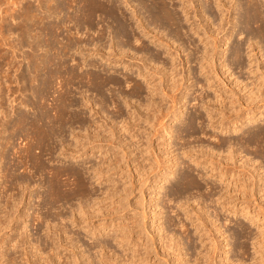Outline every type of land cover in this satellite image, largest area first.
I'll return each mask as SVG.
<instances>
[{"label": "rangeland", "instance_id": "rangeland-1", "mask_svg": "<svg viewBox=\"0 0 264 264\" xmlns=\"http://www.w3.org/2000/svg\"><path fill=\"white\" fill-rule=\"evenodd\" d=\"M17 1L0 0V127L7 121L11 125L16 117L23 119L19 127L13 126L16 130L11 126L0 129V153L5 157L0 154V214L3 216L0 219L6 225L0 228V264H76V259L77 264H182L183 261L195 264L205 245L210 248L214 264H222L224 257L229 258L224 264H236L238 260L257 264L260 259L254 253L251 236L257 232L259 223L252 222L251 218L260 212L262 221L261 213L264 214V184L253 178L256 174L264 176V82L261 79L264 32L257 35L256 25L245 23L247 0H163L161 6L172 12L178 29L138 0H119L118 11L109 9L108 14L98 11L88 17L81 13L83 5L90 0ZM94 1L108 8L117 2ZM27 5L34 11L25 12L23 8ZM260 11L264 23V9L261 7ZM112 14L119 23H111L108 15ZM139 20L143 25H138ZM24 21L34 28L26 32L29 34L22 33L20 23ZM41 25L50 28L52 38L36 30ZM36 44L39 46L35 47ZM111 48L114 56L107 54ZM58 51L60 55L55 59ZM206 51V59L200 60ZM44 56L53 57V64H47L53 69L47 65V70L42 65L37 68V62ZM56 60H60V68ZM142 60L151 61L150 71L149 66L142 67ZM204 66L207 68L203 69ZM56 67L59 76L48 78L45 71ZM158 67L170 71L169 80L163 82L155 75V81L148 80L150 85L155 83L166 90L172 83L174 88L178 87L175 92L171 91L178 99L174 102L162 93L153 95L162 114H167L165 118L162 115L163 119L152 117L144 107L151 96L144 75L147 72L152 75ZM86 72L96 79L90 82L80 78ZM34 74L37 76L31 79ZM45 78L50 79V87L44 86L47 91L43 89L42 99L33 97L32 89L42 88ZM40 79L44 80L40 83ZM59 95H66L67 105L68 99H75V105H68V111L73 116L77 113L74 118L80 117L78 120H83L82 123L85 121L86 125L81 127L85 133L82 139L86 141L82 140L85 143L82 149L76 150L73 146L74 134L81 131L77 123L65 127L63 144L58 137L36 142L38 138L31 121L40 112L41 103L53 116ZM129 114L138 117V125L134 128L126 125L122 130L121 125ZM88 124L90 128L86 129ZM95 124L103 126L100 135L106 140L93 142L86 137L88 132L94 134ZM163 124L168 129L171 127L170 137L161 130ZM67 141L73 144L68 147L73 146L72 153H68V148V151L61 149ZM27 146H30V158L37 157L40 168L39 164L34 167L25 156ZM114 153L119 160L115 167ZM169 157L178 159L172 167L174 178L188 175L192 185L183 184L177 190L172 176L163 178L165 166L171 164L167 162ZM242 162L245 166L239 167ZM224 163L227 168L239 167H233L235 177H220ZM4 167H11V176H5ZM97 167L104 176L95 172ZM57 168L76 172L81 189L87 192L88 198L84 201L91 205L92 213L83 214L81 210L84 202L77 194L78 189H74L77 188L75 176L61 175L62 186L53 194L50 174ZM238 175L246 180L248 187L256 181V187L253 186L256 194L251 201L254 197L257 200L251 202L249 216L245 215L246 209L245 213L242 211L244 215L240 212L244 203L230 200L229 196L226 202L239 204L226 206L221 204L222 200L215 201L216 194L224 191V187L240 196V187L234 180ZM15 178H19L18 183ZM259 186L262 191L257 192ZM185 199H189L187 204ZM4 206L11 216L6 214ZM201 206L205 210H200ZM203 210L216 218L215 224L224 234L210 224L209 231L199 233L197 215ZM158 225L164 232H156ZM156 233L173 235L180 240L183 257L178 255L175 246L167 247L164 243L162 248ZM10 237L14 241L7 243L5 239ZM15 239H24V243L20 240L19 245L12 247ZM136 243L147 245L149 250L144 251L145 245L136 246ZM100 245L104 246L102 250ZM139 247L143 249L139 253L143 252L144 261H134L135 256L126 262L125 254L136 255L138 252L133 251ZM125 248L128 249L125 251Z\"/></svg>", "mask_w": 264, "mask_h": 264}, {"label": "bare ground", "instance_id": "bare-ground-1", "mask_svg": "<svg viewBox=\"0 0 264 264\" xmlns=\"http://www.w3.org/2000/svg\"><path fill=\"white\" fill-rule=\"evenodd\" d=\"M19 1V0H18ZM18 1H17V3H18ZM23 1V0H22ZM22 1H19V3H22ZM139 2H144V4H146V6H147V8H149V10L150 11H153L154 12V15H156L158 18H166L167 20H169L170 22H171V25H173V26H175L177 29H178V27H177V23L176 22H174V17H173V14H172V12L170 11V10H167V9H165L163 6H161V2L163 1V0H138ZM187 2V1H186ZM29 4V3H28ZM41 2L39 3V6L41 7ZM183 4V3H182ZM120 5H121V3L119 2V0H117V2H113V7H111V8H108V7H106V6H104V5H102V4H100L98 1H94V0H90V1H87L84 5H83V8H82V12L83 13H81V14H84V17L85 16H91L93 13H95V12H101V14H108L109 12V9H115V10H119L120 9ZM57 6V5H56ZM55 6V9L54 10H57L56 7ZM247 7H246V9H245V11H244V14H245V16H244V21H245V23L246 24H248V25H250V24H255L256 25V28H255V30L256 31H254L255 32V34H257V35H262V33L264 32V23L262 22V20H261V17H260V13H261V11H260V9H261V7L264 9V0H262V2H260L259 3V1L258 0H247V5H246ZM183 7V6H182ZM189 7V6H188ZM26 9V10H25ZM25 9L23 8V10L25 11V12H27V13H31V12H33L34 10L32 9V7H31V5H27L26 7H25ZM22 10V11H23ZM81 10V9H80ZM23 11V12H24ZM53 11V10H52ZM79 12H81V11H79ZM22 13V12H21ZM27 13H24V14H26L27 15ZM23 14V13H22ZM25 15V16H26ZM133 15V14H132ZM33 17H37V14H33L32 15ZM40 16V15H39ZM87 19V18H86ZM108 19H110V21H111V23L113 24H117V22H118V18L116 17V15H108ZM30 20H31V18H30ZM119 23V22H118ZM20 27H21V30H22V33H26V32H31L33 29L32 28H30V26L27 24V22L26 21H24L23 23H20ZM111 25V24H110ZM138 25H143V23L141 22V20H139V23H138ZM50 27V26H49ZM32 29V30H31ZM36 29V28H35ZM40 29V30H39ZM175 29V28H174ZM37 31L39 30V31H41V32H44V34L45 35H47L49 38H52V32L50 31V28H48V26H44V25H41L39 28H37L36 29ZM221 31V30H220ZM196 33H198V35H199V31H198V29L196 28V31H195ZM29 33H26V34H29ZM36 33V32H35ZM205 33V32H204ZM23 35V34H22ZM25 35V34H24ZM156 37V36H155ZM199 37H201V36H199ZM208 37H212L211 35L210 36H208ZM49 38H48V40H49ZM213 38V40H215V37H212ZM50 41V40H49ZM51 42V41H50ZM52 44V43H51ZM49 42H48V46H50V48H52V49H55V47L53 46V45H51ZM37 46H39L38 44H36V46L35 47H37ZM113 46V48L115 47L114 45H112ZM113 52V49L111 48V51L110 52H107V54L108 53H110V54H108V55H112V56H114V54L112 53ZM122 52V51H121ZM124 53V52H123ZM117 54V53H116ZM206 54H208V52L206 51V52H204L203 53V55L201 56V59L200 60H203V59H206ZM60 55V52L58 51V52H56V57H55V59L56 58H58V56ZM211 55V54H210ZM209 57V56H208ZM207 57V58H208ZM61 59V58H60ZM140 59H142V58H140ZM144 59V58H143ZM40 60V59H39ZM199 60V61H200ZM51 61H54L53 60V57H51L50 59L49 58H47V57H43V59H41L40 61H38L36 64H37V68L39 69V67L42 65L44 68L46 67V65L47 64H49ZM207 62H208V60H206ZM201 62V61H200ZM52 63V62H51ZM50 63V64H51ZM63 63V62H62ZM263 63H264V61H263ZM53 64V63H52ZM56 66H58L59 68H60V60L59 61H57L56 60ZM142 67H146V68H144V69H148L149 67H150V64H151V61L150 60H142ZM208 64V63H207ZM47 66H49V65H47ZM149 66V67H148ZM163 66V65H162ZM200 66H202V65H200ZM207 66V65H206ZM206 66H204L203 67V69H206L207 67ZM50 67V66H49ZM37 68H36V70H37ZM48 68V67H47ZM51 68V67H50ZM58 68V69H59ZM41 69V68H40ZM46 69V68H45ZM51 69H53V68H51ZM48 70V71H45V73L47 72V74H48V78H51V77H58L59 76V70L57 69V67L55 68V70ZM150 69H151V67L148 69V71H150ZM166 68H159L158 67V69L157 70H154L153 72H151L152 73V75L150 74V73H146L145 75H144V78H145V80H146V83H148V85H149V94L151 95L150 96V98H149V101H148V103H146V104H144V107H145V110L146 111H148V113H149V115H152V117H154V116H158V117H162V119H163V112L158 108V104L155 102V100H154V96L153 95H158V94H163L165 97H169V99H171L173 102L175 101V100H178V99H176V98H174V96H175V94H173V92H175L174 91V89H176L177 90V88H174V87H176V86H174V84L172 85H168L167 86V90H166V88L165 87H161V88H159V86L157 85V84H155V83H153L152 85H150L151 83H149L148 82V80L149 81H151V79L153 80V81H155L154 80V77H155V75H159V78L160 79H162L163 80V82H167L168 80H169V72L170 71H166L165 70ZM202 69V68H201ZM35 70V69H34ZM47 70V69H46ZM140 71V70H139ZM146 71V70H145ZM264 71V70H263ZM73 74V73H72ZM208 74H209V72H208ZM35 75V74H34ZM33 75V77H31V79L33 78H35L37 75H35L34 76ZM139 75L141 76L142 74H141V72H139ZM151 75V76H150ZM264 75V74H263ZM262 75V76H263ZM24 77V76H23ZM75 77V76H74ZM80 78H87L88 79V81H90V82H92L93 80H95L96 78L93 76V74H91V73H89V72H86L84 75L82 74V77H80ZM185 77H183V79H184ZM259 78V77H258ZM25 79V78H24ZM182 79V80H183ZM260 79V78H259ZM261 79H262V81L264 82V76L263 77H261ZM29 80H30V78H29ZM36 80H38V78L36 79ZM42 80H44V79H40L39 80V82L41 83V81ZM45 80L46 81H43L42 82V84L40 85V86H42V88L40 87V89H38V88H34V89H32L33 88V86H31L30 88L33 90V92H34V94H33V97H34V95H35V97H37L38 99H42L43 98V95H44V91H43V89L45 90V87H48L49 86V80L48 79H46L45 78ZM92 80V81H91ZM185 80V79H184ZM87 81V82H88ZM110 81V80H109ZM31 82H32V80H31ZM176 82V81H175ZM38 83V82H37ZM37 83H36V86H38L39 85V83H38V85H37ZM98 83V82H97ZM101 84V83H100ZM176 84V83H175ZM93 85V84H92ZM34 86H35V84H34ZM45 86V87H44ZM44 87V88H43ZM50 87V86H49ZM256 87V86H255ZM147 90V89H146ZM173 90V92L171 93V91ZM45 91H47V90H45ZM258 91V90H257ZM44 92V93H43ZM170 92V93H169ZM254 92V91H253ZM152 93H154V94H152ZM60 94V93H59ZM63 94H65V93H63ZM172 94L174 95V96H172ZM46 95V94H45ZM68 95V94H67ZM183 95H185L184 93H183ZM66 95H64V96H60L59 95V97L58 98H56L55 99V109H56V111H55V114L53 115V116H50V114H49V112L47 111V110H45L44 108L45 107H43V104L41 103V105H42V107H41V105H39V107H41V109H40V112L36 115V116H34V118H33V121H31L32 123H31V126H33V128H34V130H35V134H36V136H37V138H38V141L36 140V142H38V143H40V142H42L43 143V141L47 138V140H49V139H53L54 137H58V139H60L62 142H60V143H62L63 144V142H65V138H64V131H65V127H71L72 126V124L73 123H77V125H79L78 127H80L79 128V130L81 129V127L83 126H85L86 124H84L85 123V121H84V123H82V121L83 120H78V119H81L80 117H78V119L77 118H74L75 116H76V114H74L75 116H73V115H71L70 114V111H68V105H75V99L73 100V99H71L70 98V100L68 99V105L66 104ZM176 97H177V95H176ZM37 98H36V100H37ZM44 98H45V96H44ZM35 100V99H34ZM38 101V100H37ZM36 102V101H35ZM40 102V101H39ZM32 103H34L33 101H32ZM77 104V103H76ZM81 104V103H80ZM157 104V105H156ZM35 105V104H34ZM69 112V113H68ZM134 112V111H133ZM159 112H160V114H159ZM98 113V112H97ZM70 114V115H69ZM80 114V113H79ZM163 115V116H162ZM177 115H179V113L178 114H175L174 116L175 117H177ZM255 114L252 112V114H251V116H253V118H255V116H254ZM19 116H21V115H19ZM23 116V115H22ZM82 116V115H81ZM139 116V115H138ZM167 116V114H165V116H164V118ZM251 116H249V117H251ZM231 117V116H230ZM233 117V116H232ZM234 117H236V116H234ZM238 117V116H237ZM19 118V119H18ZM16 117V121L14 122L13 121V123L10 125L9 124V126H11V127H13V126H17L20 122H21V124H22V121H23V119H22V117L20 118V117ZM24 118H25V116H24ZM128 118V120L126 121V119L124 120V122L122 123V125H121V129L122 130H125V126L127 125L128 126V128H134V127H136L138 124H137V120H138V117H136L135 115H134V117H132L131 116V114H129V116L127 117ZM18 119V120H17ZM27 119V118H26ZM26 119H24V120H26ZM242 119V118H241ZM6 120V119H5ZM8 120V119H7ZM13 120V119H12ZM227 120V119H226ZM229 120V119H228ZM231 121V120H230ZM12 121H10V123H11ZM2 123V122H1ZM9 123V121H7L6 122V124L4 123H2L3 124V126H2V124H1V127H3L4 129L3 130H6V129H8L9 128V126L7 125ZM24 123V122H23ZM95 123H96V121H95ZM91 124V123H90ZM90 124H88L85 128L86 129H88V128H90ZM93 125V124H92ZM222 125V124H221ZM7 126H8V128H7ZM0 127V129H2ZM18 127H19V125H18ZM102 125H99V124H95V126L93 127L94 128V134H89V132L87 133V136L86 137H88V138H91L90 140H92L93 139V142H97V141H99V142H101V140H106L105 139V137L102 135H100L101 134V132H102ZM6 128V129H5ZM13 129H14V127H13ZM69 129V128H68ZM71 129H73V128H71ZM14 130H16V128L14 129ZM90 130V129H89ZM161 130H163V131H165L166 132V134L170 137L171 136V133H172V130H171V127H169V129L165 126V124H163V128L161 129ZM68 131V130H67ZM72 131V130H71ZM74 131V130H73ZM82 129H81V131H78V132H76V134H74V137H75V139L73 140V141H75L76 140V142H75V144L73 145L72 143H70V144H72L73 146H74V148L76 149L77 147L78 148H80V149H82V147H84L85 146V143H84V139H82V137H84L83 135L85 134V133H82ZM13 133V132H12ZM66 133H68V132H66ZM71 133H73V132H71ZM70 133V134H71ZM83 134V135H82ZM12 135V134H11ZM91 137H90V136ZM1 136V135H0ZM68 136V135H67ZM4 136H2V138H3ZM60 137V138H59ZM36 138V137H35ZM85 138V137H84ZM4 139V138H3ZM11 139V138H10ZM55 139V138H54ZM57 139V140H58ZM8 140V139H7ZM60 140H58V141H60ZM72 140V139H71ZM82 140H84V141H82ZM58 141H56V142H58ZM4 142V141H3ZM9 142H10V140H9ZM54 142V141H53ZM52 142V143H53ZM68 142V141H67ZM65 143V145L63 146V145H61V146H63V148L61 147V149L63 150V149H65V150H67V148L70 146V144H69V142L68 143ZM86 142V141H85ZM55 143V142H54ZM74 143V142H73ZM7 144V143H6ZM5 144V145H6ZM111 144H113V143H111ZM58 145H60L59 143H58ZM1 146H2V144H1ZM73 146H72V148L70 149V148H68V149H70L69 150V152L68 153H72L73 152V150H74V148H73ZM28 147H30V146H27V147H25L24 149H26V151H24V152H26V155L25 156H27L28 158H29V160L31 161V163H32V165L34 166V167H36L39 163L37 162V157H35V156H32L31 158H30V154H29V149H28ZM77 148V149H78ZM0 149H2V148H0ZM73 149V150H72ZM76 149V150H77ZM6 150V149H5ZM3 151H4V149H3ZM68 151V150H67ZM0 152H1V150H0ZM184 152H186V151H184ZM125 154L127 153L126 151L124 152ZM131 153V151L130 152H128V154H130ZM1 154V156L3 155V158H5L4 157V154H3V152L2 153H0ZM185 154V153H184ZM71 155V154H70ZM114 155H115V157L116 158H114V160L112 161L113 163V167H115V166H117L118 164H119V160H118V156H116V154L114 153ZM0 156V157H1ZM1 159H2V157H1ZM228 159H231L230 157H228ZM167 162H169V163H171L170 165H167V166H165V169H164V172H163V174H162V176H163V178L164 179H169V177H173L174 178V176H175V170H173L172 169V167H173V165H174V163H176V162H178V159L177 158H175L174 157V159H172L171 157H169V159L167 160ZM226 162V161H225ZM247 162V161H246ZM173 163V164H172ZM211 163H213V162H211ZM219 163L221 164L222 163V161L220 160L219 161ZM168 164V163H167ZM198 164V163H197ZM216 165V164H215ZM225 163H224V166H223V172L222 173H220V177L222 176H230V177H235V174H237V173H235V169L233 168V167H236V166H233L232 165V168H227V166L225 167ZM229 165V164H228ZM245 166V162H242L240 165H239V167H244ZM239 167H236V168H239ZM39 168H40V164H39ZM215 168V167H214ZM2 169V168H1ZM4 169V173H5V176H11V174H9V169H11V167L9 168V167H4L3 168ZM2 169V170H3ZM218 169V168H217ZM213 171V168H212V170H211V172ZM216 171H218V170H216ZM215 171V172H216ZM7 172V173H6ZM95 172L96 173H98V174H100V176H102L104 173L102 172V170L100 169V167H97V170L95 169ZM220 172V171H219ZM218 173V172H217ZM2 174H3V172H2ZM1 174V175H2ZM214 174V173H213ZM219 174V173H218ZM13 175V174H12ZM51 189H52V191H53V194H57L58 193V190H59V188H61L60 186H62V185H60V181H59V177L62 175H72V176H75V183H74V186L75 187H77V188H74V189H78L77 190V194H78V196H79V198L81 199V201L83 200V202H84V204H81V210H82V212H83V214H90L89 213V211H90V206L91 205H88L87 203H86V201H84L85 199H86V197H87V192L85 193L83 190H85V189H81V184H80V182H79V176L77 177V174H76V172H74V171H68L67 169L66 170H64V171H62V170H60V169H55V170H51ZM215 175V174H214ZM3 176V175H2ZM15 176V175H14ZM17 176V175H16ZM104 176V175H103ZM162 176H161V178H162ZM4 177V176H3ZM18 177H20V176H18ZM5 178V177H4ZM7 178V177H6ZM5 178V179H6ZM253 178L255 179V178H258L256 181L257 182H261L262 184H264V176H260V174H256L255 176L253 175ZM22 178H20V180H21ZM172 179V178H171ZM170 179V180H171ZM175 179V178H174ZM221 179V178H220ZM15 180L17 181V183H18V181H19V178H15ZM176 180V179H175ZM234 180H236L237 182H238V186L240 187V193H239V197H236L235 195H234V193H232L231 194V192H232V190H230L231 192H229L228 190H226L225 189V187H224V191H223V189H222V192H221V190L216 194V195H218V198L217 199H215V201L217 202V201H221L222 200V202H221V204H224V205H231L232 204V201H228V202H226V198L229 196L231 199L230 200H234V201H237L238 200V202L240 201L241 203H244L243 205H242V207H244V208H242V209H240V212H242L243 210H244V213H245V209L246 210H248L249 208H250V206L252 205V203L251 202H254V201H256L257 200V198L256 197H254L253 198V200L251 201V197L252 196H254L256 193H254V190H253V186L254 185H256V181H254L255 182V184L254 185H252V187H248V184L246 185V180L244 179V178H240V176L238 175ZM174 181V180H173ZM221 181V180H220ZM7 182V181H6ZM21 182H24V179L23 180H21ZM20 182V183H21ZM172 182V181H171ZM229 182V181H228ZM11 183V182H10ZM9 183V184H10ZM16 182H14V184H15ZM16 183V184H17ZM73 184V183H72ZM183 184H186L187 186L188 185H192V179L188 176V175H186V176H184V177H182L181 179H178V180H176L175 182H173V186H175L176 187V189L177 190H180V186L181 185H183ZM21 185V184H20ZM236 185V184H235ZM12 186V185H11ZM17 186V185H16ZM25 186H26V184H25ZM185 186V185H184ZM229 186V185H228ZM256 186H254V188H255ZM84 188V187H83ZM233 188V187H232ZM259 188V190L257 191V192H260V191H262V187L261 186H259L258 187ZM235 189V188H234ZM233 189V191H235V193H236V190H234ZM238 191V190H237ZM116 192V191H115ZM212 193V192H211ZM114 194V193H113ZM181 194V193H180ZM10 195V194H9ZM12 195V194H11ZM13 196H14V194L11 196L12 198H13ZM10 197V196H9ZM10 197V198H11ZM88 198V197H87ZM213 198V197H212ZM14 199V198H13ZM198 200H200V199H198ZM188 201H189V199H185V204H187L188 203ZM193 201H195V200H193ZM192 201V202H193ZM204 201H201V203H203ZM81 203V202H80ZM9 204L10 203H8V206H9ZM183 204V203H182ZM185 204H183V205H185ZM220 204V205H221ZM237 204H239V203H233L232 205L233 206H236ZM159 204H157L156 203V205H155V207H157ZM217 205V204H216ZM7 206V204H6V207H8ZM240 206V205H239ZM238 206V207H239ZM258 208H260L259 206H261L260 205V203H258ZM5 207V206H4ZM4 207H2V208H4ZM6 207H5V210L4 211H6V214L7 215H10L8 212H9V209H8V211L6 210ZM79 207V208H80ZM221 207V206H220ZM225 206H223V208H224ZM85 208L87 209V210H85ZM222 208V209H223ZM228 208H229V206H228ZM240 208V207H239ZM252 208V207H251ZM250 208V209H251ZM11 209V208H10ZM202 209H204L205 210V207L204 206H201L200 207V210H202ZM231 209V208H230ZM234 209V208H233ZM236 209H238V208H236ZM3 210V209H2ZM12 211H13V209H11ZM80 210V211H81ZM203 210V212L202 213H198V215H197V218H198V223H197V225H196V228H197V230H199V233L201 232H207V231H209L210 230V227H209V224L210 225H212L213 226V228L215 229V230H217L218 232H221V234H224V232H222L221 231V229H220V226L218 225V224H215V222H216V218H213V217H210V214L209 213H207L208 211L206 210V211H204ZM259 210V209H258ZM12 211H11V214H12ZM15 211V210H14ZM13 211V212H14ZM152 211V210H151ZM153 211H155V210H153ZM250 210H248V212L246 211V214L245 215H248L249 216V214H250V212H249ZM252 211V210H251ZM254 211V210H253ZM257 211V210H256ZM3 212V211H2ZM91 212V211H90ZM160 212V211H159ZM189 212V211H188ZM5 213V212H4ZM4 213H3V215H4ZM92 213V212H91ZM155 213H157V211L155 212ZM244 213L242 212V214L244 215ZM260 213V212H259ZM259 213H257L256 214V216H253L251 219L253 220L252 222H256V223H259V224H261L260 222H262V227L259 225V224H257L256 225V229H257V232L254 234H252V236H251V239L253 240L252 241V245H253V248H254V253L255 254H257L258 256V258L260 259L259 260V262L257 263V264H264V228H263V225H264V214L263 213H261L262 214V221H260L261 220V217H260V214ZM154 214V213H153ZM209 214V215H208ZM1 216H2V214H0ZM6 215V216H7ZM17 215V214H16ZM157 215V214H156ZM252 215V214H251ZM255 215V214H254ZM1 216H0V218H1ZM11 216V215H10ZM14 215H12V217H13ZM215 216H217V214H215ZM3 217V216H2ZM4 217H5V215H4ZM9 217V216H8ZM7 217V218H8ZM6 218V217H5ZM14 218V217H13ZM157 218V217H156ZM3 219V218H2ZM2 219H0V228L3 226V227H5L6 225H4V219L2 220ZM2 220V221H1ZM11 220H12V218H11ZM249 221H250V219H249ZM5 224H7V223H5ZM154 224V223H153ZM161 226V225H160ZM159 225L157 226L158 228H157V231L156 232H158V234H159V232H161V231H163L164 232V230L160 227ZM182 227V226H181ZM5 229V228H4ZM127 229V228H126ZM155 230V229H154ZM122 232V231H121ZM157 234V233H156ZM157 234V236H158V241L161 243L160 244V246L163 248V247H165V245H167V247H170V246H175L177 249H176V251H177V253H178V255H180L181 257H183V254L181 253V250H182V248L180 247L181 246V242H180V240H178V239H176L175 238V236H173V235H171V236H169V235H167V236H163L162 234L161 235H158ZM220 234V235H221ZM124 235V234H123ZM128 236L130 235V234H127ZM202 235V234H201ZM206 235V234H205ZM254 235V236H253ZM121 236H122V234H121ZM123 237V236H122ZM125 237V236H124ZM201 237V236H200ZM58 238V237H57ZM127 238H129V237H127ZM141 238L142 237H140V239H138V242H139V240H141ZM60 239V238H59ZM58 239V240H59ZM121 239V238H120ZM207 239V238H206ZM6 241H7V243H9V242H12V241H14L13 240V238H11L10 237V239H5ZM21 240V239H20ZM20 240L18 239V240H16L15 239V242L12 244L13 246L12 247H15L16 245H19V242H20ZM71 240V239H70ZM122 240H124V239H122ZM136 240V239H135ZM134 240V241H135ZM203 240H205V239H203ZM208 240V239H207ZM224 240L226 241L227 239H226V237L224 238ZM3 242H4V240H2ZM23 243H24V239H22L21 240ZM26 241V240H25ZM60 241V240H59ZM128 241V240H127ZM130 241V240H129ZM132 241V240H131ZM21 242V243H22ZM70 242V241H69ZM145 242V241H144ZM205 242V241H204ZM203 242V243H204ZM20 243V244H21ZM59 243H61V242H59ZM126 243V242H125ZM164 243H165V245H164ZM170 244V245H168V244ZM209 243V242H208ZM222 243V242H221ZM221 243L219 242L218 244H220L221 245ZM4 244V243H3ZM133 244H134V242H133ZM147 244V243H146ZM60 246H63V245H61V244H59ZM58 245V246H59ZM66 245V244H65ZM125 245H127V244H125ZM136 246H142V247H144L143 245H145V244H143V245H141V244H138L137 245V243L135 244ZM227 245V244H226ZM101 246V250L103 249V247L104 246H102V245H100ZM134 246V245H133ZM218 245L216 244V246L215 247H217ZM223 246H225V245H223ZM64 247V246H63ZM145 247H146V250H144V251H148L149 250V247L147 246V245H145ZM202 247H203V244H202ZM210 247V246H209ZM220 247H222V246H220ZM36 248H38V247H36ZM100 248V247H99ZM123 248V247H122ZM65 249V248H64ZM128 249V248H127ZM126 248L124 249L125 251L127 250ZM208 249H210V248H208L207 247V245H205V247L203 248V253L200 255V253H199V258H196L195 259V264H214V258L212 257H210V255H211V253H210V255H209V250ZM214 249H216V248H214ZM217 249H219V248H217ZM37 250H39V248L37 249ZM135 250V249H134ZM140 250L142 251L143 249H141L140 247L139 248H137L136 249V251H133V253H135V252H138V254L137 253H135L136 255H131V257H129V255H127V254H125L126 255V262H130V259L132 258V259H134L135 258V256H136V260H134V261H137L138 259L139 260H141V261H139L140 263H142V260L144 259V257H142L141 256V254L143 255V252H141V253H139L140 252ZM205 251V252H204ZM219 251V250H218ZM3 254H4V252H2ZM223 253V252H222ZM222 253H220L219 254V257L222 255ZM225 253H226V251H225ZM6 254V253H5ZM145 254H147V253H145ZM32 255H35L34 253H32ZM4 256V255H3ZM0 257H1V254H0ZM82 257H83V255H82ZM146 257V256H145ZM88 258V257H87ZM86 258V259H87ZM184 259V258H183ZM182 259V260H183ZM225 259V260H224ZM10 261L11 260H13V259H9ZM226 260H229V258H223L222 259V264H224V262L223 261H226ZM231 260V259H230ZM241 260V259H240ZM5 261H7V260H5ZM89 261H90V259H89ZM144 261V260H143ZM26 262L27 263H29V258H26ZM75 262H76V264H77V259L75 260ZM221 262V261H220ZM232 262V261H231ZM236 262V261H235ZM238 262V263H237ZM236 262V264H246L244 261H237ZM219 263V262H218ZM227 263V262H226ZM233 264H234V262H232ZM255 263V262H254ZM64 264H66V262L64 263ZM88 264H92L91 262H88ZM182 264H188V262L187 261H183L182 262ZM215 264H217L216 262H215ZM228 264V263H227ZM248 264V263H247ZM252 264V263H251Z\"/></svg>", "mask_w": 264, "mask_h": 264}]
</instances>
